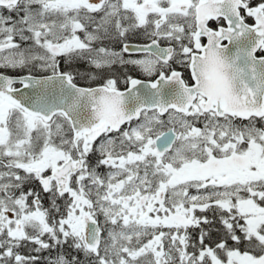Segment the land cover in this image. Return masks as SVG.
I'll list each match as a JSON object with an SVG mask.
<instances>
[{"label": "snow or ice", "instance_id": "obj_1", "mask_svg": "<svg viewBox=\"0 0 264 264\" xmlns=\"http://www.w3.org/2000/svg\"><path fill=\"white\" fill-rule=\"evenodd\" d=\"M0 264H264V0H0Z\"/></svg>", "mask_w": 264, "mask_h": 264}]
</instances>
